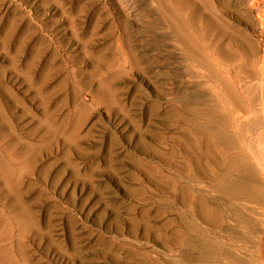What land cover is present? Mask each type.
I'll use <instances>...</instances> for the list:
<instances>
[{"label":"rangeland","instance_id":"374dc122","mask_svg":"<svg viewBox=\"0 0 264 264\" xmlns=\"http://www.w3.org/2000/svg\"><path fill=\"white\" fill-rule=\"evenodd\" d=\"M251 1L0 0V264H264Z\"/></svg>","mask_w":264,"mask_h":264},{"label":"bare ground","instance_id":"6f19581e","mask_svg":"<svg viewBox=\"0 0 264 264\" xmlns=\"http://www.w3.org/2000/svg\"><path fill=\"white\" fill-rule=\"evenodd\" d=\"M249 2V1H248ZM251 7L256 9L258 11V15H257V18L259 20V25H260V29L262 31V34H264V8L262 9L263 5L264 4V0H252L251 1ZM248 5V4H247ZM251 8V9H252ZM253 10V9H252ZM260 31V30H259ZM261 35V34H260ZM260 38V37H259ZM259 40V39H258ZM263 42H264V37H263ZM262 42V43H263Z\"/></svg>","mask_w":264,"mask_h":264}]
</instances>
